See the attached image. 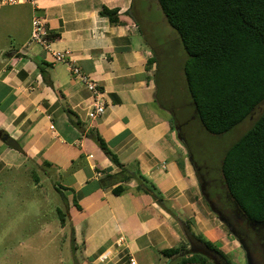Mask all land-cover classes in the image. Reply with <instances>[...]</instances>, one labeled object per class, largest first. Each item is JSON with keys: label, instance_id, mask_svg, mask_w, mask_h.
Wrapping results in <instances>:
<instances>
[{"label": "crops", "instance_id": "crops-1", "mask_svg": "<svg viewBox=\"0 0 264 264\" xmlns=\"http://www.w3.org/2000/svg\"><path fill=\"white\" fill-rule=\"evenodd\" d=\"M154 10V0L0 3V176L27 167L40 195L49 177L60 204L55 236L70 233V264H131L132 258L136 264H180L181 255L164 250L184 243L186 221L229 255L216 219L200 213L191 155L172 126L171 110L157 98V62L147 67L161 46L150 38L161 37ZM35 15L44 18L52 47L70 50L68 61L30 41ZM72 65L97 83L103 114L89 116L93 92ZM5 133L18 141L17 150L2 140ZM97 134L127 170L103 151ZM118 185L123 190L115 194ZM150 186L153 191H145Z\"/></svg>", "mask_w": 264, "mask_h": 264}, {"label": "trees", "instance_id": "trees-1", "mask_svg": "<svg viewBox=\"0 0 264 264\" xmlns=\"http://www.w3.org/2000/svg\"><path fill=\"white\" fill-rule=\"evenodd\" d=\"M157 2L177 32L186 55L182 70L195 118L212 134L232 130L264 101V0ZM103 13L112 22L118 21L115 11L105 9ZM160 58L157 54L151 57L147 67L157 62V98L161 102L162 97L173 95L178 84L172 71L163 70ZM171 119L175 127L176 120L173 116ZM96 140L122 171L127 170L101 135L97 134ZM221 169L226 186L242 211L253 218L264 219V111L227 148ZM149 188L145 191H153L151 186ZM122 190L123 186L118 185L113 191L120 194ZM153 197L161 201L157 193H153ZM59 214L64 223L61 210ZM186 224L192 230L190 222ZM194 234L231 263L229 255L215 243ZM188 246L189 241L165 249L164 253L181 255L180 264H214L207 256L192 253Z\"/></svg>", "mask_w": 264, "mask_h": 264}, {"label": "rangeland", "instance_id": "rangeland-1", "mask_svg": "<svg viewBox=\"0 0 264 264\" xmlns=\"http://www.w3.org/2000/svg\"><path fill=\"white\" fill-rule=\"evenodd\" d=\"M154 1L155 10L152 12L156 19L154 29L160 31V33L156 32V35L161 34V37L156 38L152 33L150 38L156 45H161L158 49L156 48V53L162 59L163 70L172 71L178 84L174 87L171 97H162V106L165 108L167 106V109L175 112L177 124H188L185 131H188V137H191L189 142L192 146L187 148L191 158L195 160L206 155L209 165L219 167L227 148L236 142L264 111V101L232 130L218 135L207 132L195 118L193 106L187 94L182 70L186 57L184 50L178 38H168L172 36V32L176 34L177 32L168 21L160 20V13L163 12L157 0ZM146 29L151 30L149 27ZM190 125L191 129L188 130ZM27 170V167L18 166L12 170H5L0 176V263L70 264L72 253L70 233L66 230L65 235L63 233L58 237L55 236V233L61 231L56 212L57 205L60 204L55 201L58 193L47 176L48 180L44 178L42 195H40L41 191L35 185L38 181L35 173ZM38 177L41 176L38 175ZM200 197L198 204L200 213L214 217L219 224L217 229L220 235L229 241L230 260L236 264L244 263V253L238 241L207 206L201 192ZM190 224L194 225L192 222ZM195 228L198 233V227L195 226ZM187 241L185 239L184 244H187ZM188 247L190 248V245Z\"/></svg>", "mask_w": 264, "mask_h": 264}, {"label": "flooded vegetation", "instance_id": "flooded-vegetation-1", "mask_svg": "<svg viewBox=\"0 0 264 264\" xmlns=\"http://www.w3.org/2000/svg\"><path fill=\"white\" fill-rule=\"evenodd\" d=\"M174 113L172 116L175 118ZM176 127L187 148L191 147L189 142L191 137L189 138L188 131H185L188 124H177L176 122ZM189 129H191V125ZM192 163L196 170L204 202L242 248L244 253V263L242 264L248 263V253L256 259L258 264H264V219L253 218L242 211L226 186L221 165L219 167L209 165L206 155L200 159L193 160L192 158ZM221 261L227 262L222 258ZM230 262L229 264H236Z\"/></svg>", "mask_w": 264, "mask_h": 264}, {"label": "built area", "instance_id": "built-area-1", "mask_svg": "<svg viewBox=\"0 0 264 264\" xmlns=\"http://www.w3.org/2000/svg\"><path fill=\"white\" fill-rule=\"evenodd\" d=\"M21 0H1L0 3H16ZM30 41L40 44L46 50L50 51L57 61H68L70 50L54 49L51 45V36L43 17L35 15L32 19V31ZM72 72L74 76L82 81L93 92L94 104L93 108L89 111V116L92 118L97 117L105 112V104L103 101V93L98 87L97 83L92 81L90 77L85 74L77 65H72ZM53 127V125L51 126ZM131 264H136V260L131 259Z\"/></svg>", "mask_w": 264, "mask_h": 264}, {"label": "water", "instance_id": "water-1", "mask_svg": "<svg viewBox=\"0 0 264 264\" xmlns=\"http://www.w3.org/2000/svg\"><path fill=\"white\" fill-rule=\"evenodd\" d=\"M2 140L7 142L13 149L17 150L19 148L18 141L10 137L8 133L3 134ZM183 229H184L186 238L189 241L190 251L192 253H201L207 256L209 260L213 262L214 264H229L228 262H222L221 257L212 248L207 246L202 240L198 239L195 236V234L192 232L190 227H188L187 224L184 226ZM247 259H248L247 264H258L256 259L253 256H251L249 253L247 254Z\"/></svg>", "mask_w": 264, "mask_h": 264}]
</instances>
